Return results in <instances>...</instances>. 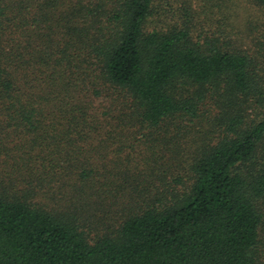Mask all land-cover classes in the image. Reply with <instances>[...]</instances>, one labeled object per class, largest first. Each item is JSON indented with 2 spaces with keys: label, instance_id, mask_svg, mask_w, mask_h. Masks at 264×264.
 Returning a JSON list of instances; mask_svg holds the SVG:
<instances>
[{
  "label": "trees",
  "instance_id": "1",
  "mask_svg": "<svg viewBox=\"0 0 264 264\" xmlns=\"http://www.w3.org/2000/svg\"><path fill=\"white\" fill-rule=\"evenodd\" d=\"M172 1L0 0V264H264V0Z\"/></svg>",
  "mask_w": 264,
  "mask_h": 264
},
{
  "label": "rangeland",
  "instance_id": "2",
  "mask_svg": "<svg viewBox=\"0 0 264 264\" xmlns=\"http://www.w3.org/2000/svg\"><path fill=\"white\" fill-rule=\"evenodd\" d=\"M215 0H189V4L191 6V9L194 12V15L196 18L203 19L205 15L209 17V19H212L213 23L215 20L219 18V15L217 12L214 13L213 16H211L210 11L215 7L214 5ZM175 7L177 8L180 6L179 1H172ZM240 3V2H237ZM232 7V10L235 9L237 16L233 18V21L237 24H244L246 22V19L249 17V14H252L249 12L248 8L249 6L246 5L244 2H241L237 7L233 2L230 3V8ZM231 10V9H230Z\"/></svg>",
  "mask_w": 264,
  "mask_h": 264
}]
</instances>
